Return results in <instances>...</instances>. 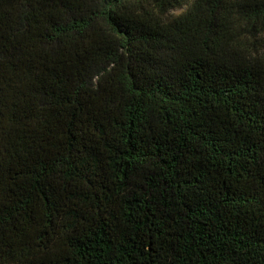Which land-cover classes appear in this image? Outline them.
Masks as SVG:
<instances>
[{
    "label": "trees",
    "instance_id": "1",
    "mask_svg": "<svg viewBox=\"0 0 264 264\" xmlns=\"http://www.w3.org/2000/svg\"><path fill=\"white\" fill-rule=\"evenodd\" d=\"M0 264H264V0H0Z\"/></svg>",
    "mask_w": 264,
    "mask_h": 264
}]
</instances>
